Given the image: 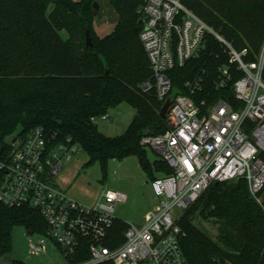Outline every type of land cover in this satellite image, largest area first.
I'll return each mask as SVG.
<instances>
[{"label": "trees", "instance_id": "obj_1", "mask_svg": "<svg viewBox=\"0 0 264 264\" xmlns=\"http://www.w3.org/2000/svg\"><path fill=\"white\" fill-rule=\"evenodd\" d=\"M101 0H0V149L18 130L41 127L57 141L68 138L99 164L104 177L110 161L136 157L150 182L173 173L161 159L153 163L140 142L168 129L160 117L163 103L142 84L151 77L140 41L143 0H106L117 14L112 34L96 36L95 4ZM182 3L238 51L254 61L264 44V0H182ZM66 30L69 38L62 39ZM87 35L90 43L87 44ZM232 66L226 47L207 34L199 58L170 72L173 94H187L189 80L201 81L197 101L216 102L219 68ZM234 68V66H232ZM236 79L233 80V82ZM226 95L231 96L230 90ZM121 104L136 110L126 132L101 133L93 117ZM218 227L214 241L195 225L196 215ZM44 234L46 221L30 208L0 205V261L12 253L13 231ZM181 247L190 264H264V211L240 179L212 185L179 221ZM128 224L115 223L113 247L124 241ZM86 242L72 263L90 259ZM12 264H24L13 261Z\"/></svg>", "mask_w": 264, "mask_h": 264}, {"label": "built area", "instance_id": "obj_2", "mask_svg": "<svg viewBox=\"0 0 264 264\" xmlns=\"http://www.w3.org/2000/svg\"><path fill=\"white\" fill-rule=\"evenodd\" d=\"M143 1L140 41L152 74L141 88L163 105L170 98L173 103L166 132L146 135L140 144L157 153L173 173L151 182L158 204L142 224L127 223L124 241L113 247L119 220L115 209L127 196L108 190L94 206L79 203L58 181L64 164L83 150L70 138L57 141L41 127L28 134L18 130L0 149V205L30 208L46 221L44 234L27 232L30 256L46 254L52 242L69 264H190L181 247L179 221L212 185L243 179L264 211V44L254 61H246L247 50L236 51L182 0ZM207 34L226 47L234 66L219 68L216 87L223 95L212 104L197 101L198 80L185 83L187 94L172 95L170 72L200 57ZM98 119L108 115L91 120L96 124ZM83 242L90 259L72 263Z\"/></svg>", "mask_w": 264, "mask_h": 264}, {"label": "rangeland", "instance_id": "obj_3", "mask_svg": "<svg viewBox=\"0 0 264 264\" xmlns=\"http://www.w3.org/2000/svg\"><path fill=\"white\" fill-rule=\"evenodd\" d=\"M118 17L106 0H101L97 7V15L93 22L95 34L105 38L113 33ZM63 40L69 35L66 30L60 32ZM136 110L127 104H121L108 113V119H98L96 125L99 131L109 137H117L126 132L136 116ZM150 162L160 159V156L146 148ZM88 155L80 151L74 155L72 161L64 164V174L59 177L63 188L69 189L73 199L85 206H94L100 200L103 192L119 191L128 196L125 204H119L115 209V216L128 224H142L145 214L157 204L155 195L150 194L151 183L148 182L136 157H129L123 161H110L104 177L99 164L87 166ZM116 171V175H114ZM147 182V183H146ZM146 185L147 187H144ZM146 188H148L146 190ZM147 192V195L145 193ZM182 211L177 212L180 217ZM195 225L214 241L218 240L219 230L212 220L204 219L200 212L196 215ZM27 231L18 226L13 231L12 253L5 257L6 262L21 261L24 264H69L56 245L49 242L47 253L39 257L28 253Z\"/></svg>", "mask_w": 264, "mask_h": 264}, {"label": "water", "instance_id": "obj_4", "mask_svg": "<svg viewBox=\"0 0 264 264\" xmlns=\"http://www.w3.org/2000/svg\"><path fill=\"white\" fill-rule=\"evenodd\" d=\"M97 7H98V5L95 4V8H97ZM87 44H88L89 46H92L91 43H90L89 35H87ZM172 103H173V98H170V99H169V100L163 105V107H162V109H161V111H160V117H161L162 119H166V118H167V115H168V113H169V108H170V106L172 105Z\"/></svg>", "mask_w": 264, "mask_h": 264}, {"label": "crops", "instance_id": "obj_5", "mask_svg": "<svg viewBox=\"0 0 264 264\" xmlns=\"http://www.w3.org/2000/svg\"><path fill=\"white\" fill-rule=\"evenodd\" d=\"M140 164V163H139ZM63 174H64V172H63ZM62 174V175H63ZM117 173H116V171H114V175H116ZM61 175V176H62ZM147 177V176H146ZM147 180H148V178H147ZM148 182H149V180H148ZM147 183V182H146ZM149 183H151V182H149ZM59 185L61 186V184L59 183ZM151 185V184H150ZM62 187V186H61ZM144 187H147L146 185H144ZM63 188V187H62ZM63 189H65V190H67L68 191V193H69V189H67V188H63ZM148 188H146V190H147ZM148 191V190H147ZM150 194L152 195V197H153V195H154V192H153V189H152V185H151V187H150ZM70 195V194H69ZM126 195V194H125ZM145 195L146 196H148L147 195V192L145 193ZM71 196V195H70ZM127 196V195H126ZM72 197V196H71ZM127 198H128V196H127ZM77 201V200H76ZM127 223V222H126Z\"/></svg>", "mask_w": 264, "mask_h": 264}]
</instances>
